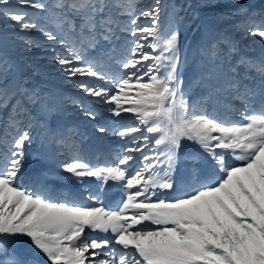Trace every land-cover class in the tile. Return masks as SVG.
<instances>
[{
  "label": "snow or ice",
  "instance_id": "1",
  "mask_svg": "<svg viewBox=\"0 0 264 264\" xmlns=\"http://www.w3.org/2000/svg\"><path fill=\"white\" fill-rule=\"evenodd\" d=\"M198 7L227 28L185 48L205 22L178 0H0V264H264V0ZM69 106L120 141L116 164L80 158ZM87 178L120 206L54 198Z\"/></svg>",
  "mask_w": 264,
  "mask_h": 264
},
{
  "label": "rangeland",
  "instance_id": "2",
  "mask_svg": "<svg viewBox=\"0 0 264 264\" xmlns=\"http://www.w3.org/2000/svg\"><path fill=\"white\" fill-rule=\"evenodd\" d=\"M144 3H150L151 0H143ZM179 3H189L192 5V10L195 11L198 15H199V20L197 21V23H201V21H204L205 24L204 26H202L200 28V30H195L194 27H187L186 25H181V45L185 48H195L201 41L202 39V35L205 31V27H211L214 31H220L223 30L225 28H227V24H211L209 25L207 23V17L212 15V12H219L221 10L227 11V9H216V10H206V9H201L198 7L199 4V0H178ZM246 2H259V0H246ZM9 23L8 21H4V20H0V33L5 32L9 29ZM147 51L151 52V49H147ZM31 57L34 59H39V62L41 65L44 66L45 72H46V79L48 80V82L56 87H62L64 92L66 93L67 96L69 97H74V96H78L81 95L74 87V83L75 81H67L64 80L59 74H57L56 72V66L54 64L49 63L50 61V57H44L42 54V51L40 49H37L35 51H33L31 54ZM194 72V68L193 67H188L185 71V83L187 84L188 82V78L193 74ZM147 79V78H145ZM98 111H101V109H97ZM68 113L69 116L66 120V123L68 124H78L79 125V129H80V133H81V137L78 141L80 148H81V152H80V158L81 159H85L88 160L90 159L88 155L87 151H84L83 148V144L85 141V138L88 136L90 141H93V143H95L96 145L99 144L100 147L104 150V156H98L97 157V161L98 160H104L102 163L100 162H96V160H94L93 158L90 159L92 160L91 163L93 164H100L103 165L105 163L110 164V165H114L118 162V156L122 153V148H121V144L120 141L113 137L110 133L109 134H100L96 131L94 124L96 122L90 121L85 119L84 117H82V115L80 114L79 110L76 109L75 107L69 106L68 108ZM130 114H125L126 119H125V123L128 124H134L135 122L131 119H127V117ZM100 123H112L108 117L106 116V114L104 115V119L99 121ZM91 132H90V131ZM91 133L93 136H95L96 139H93V137H91ZM150 136V134H149ZM152 136V134H151ZM98 140V141H97ZM148 149H145V152H147ZM102 155V154H101ZM112 182V181H111ZM107 184H101L100 181L96 180L95 178H87L84 182V184L82 186H78L74 181H65L64 185L62 187L59 188V193L57 196H55V199H59V200H65V199H69L70 196L68 197L69 194V190L72 187H76L79 189V191H90V192H94L95 193V189H97L98 194L101 196L102 192L104 190H106L107 188ZM113 189L115 192L119 191V195H115L113 198H115L114 200V204H112V208H109L107 206V203L103 202V199L100 197L99 201H89L87 199H81V201H79L80 199H75V202L80 203V204H85V205H92V206H103L108 210H115L120 206V202L122 201V199L125 196L124 190L123 188L120 186V184L117 182V184H115V182H112ZM75 185V186H73ZM116 185H118L116 187ZM72 186V187H71ZM95 188V189H94ZM103 190V191H102ZM117 190V191H116ZM68 191V192H67ZM101 192V193H99ZM171 193H166L165 195H167L169 198H171L173 195ZM102 199V200H101ZM146 226L152 227V225H150V222H145ZM93 235H95V233H93ZM23 248H28V243L27 241H22V245Z\"/></svg>",
  "mask_w": 264,
  "mask_h": 264
},
{
  "label": "bare ground",
  "instance_id": "3",
  "mask_svg": "<svg viewBox=\"0 0 264 264\" xmlns=\"http://www.w3.org/2000/svg\"><path fill=\"white\" fill-rule=\"evenodd\" d=\"M153 135H155V134H152V136ZM88 140H89V138H88V136L85 138V141H84V144H83V148H84V151H87L88 152V155L87 156H89L90 157V159H94V160H96V162H100V163H102L103 161L102 160H98L97 161V157L100 155V156H104V155H106V154H104V150L100 147V145L99 144H95V143H93V141H90V142H88ZM102 154V155H101ZM90 159H88L89 161H91L92 162V160H90ZM109 184L107 185V190H102L103 192H102V194H101V198L103 199V202H105V203H107V206L109 207V208H112V204H114L115 202L113 201V197L115 196V195H119V191L118 192H115L114 191V189H113V184H112V182L111 181H109L108 182ZM118 185H116V187H117ZM95 189V188H94ZM95 191V193H98V191H97V189H95L94 190ZM117 191V190H116ZM60 191H59V189L57 190V193H56V196L58 195V193H59ZM77 192H80L79 191V189L78 188H76V187H72L70 190H69V194H68V197L70 196V198L69 199H72V200H75V199H78L79 197L78 196H75L74 195V193H77ZM99 193H101V192H99ZM173 196L174 195H177L178 193H171ZM101 199V200H102ZM79 201H81V199L79 200Z\"/></svg>",
  "mask_w": 264,
  "mask_h": 264
}]
</instances>
